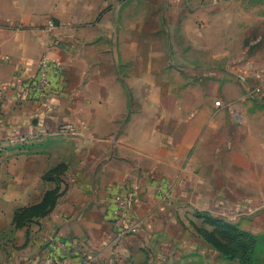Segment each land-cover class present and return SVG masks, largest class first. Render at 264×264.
Listing matches in <instances>:
<instances>
[{
	"label": "crops",
	"instance_id": "obj_1",
	"mask_svg": "<svg viewBox=\"0 0 264 264\" xmlns=\"http://www.w3.org/2000/svg\"><path fill=\"white\" fill-rule=\"evenodd\" d=\"M171 5L186 40L172 55L161 31L145 41L144 0H0V264H218L192 226L202 213L264 234V0ZM44 55L38 103L23 83ZM133 187L140 231L119 238L114 200Z\"/></svg>",
	"mask_w": 264,
	"mask_h": 264
},
{
	"label": "rangeland",
	"instance_id": "obj_2",
	"mask_svg": "<svg viewBox=\"0 0 264 264\" xmlns=\"http://www.w3.org/2000/svg\"><path fill=\"white\" fill-rule=\"evenodd\" d=\"M144 1L147 15L144 24L145 41L147 43H152L154 41V32L161 31L168 53L172 55L175 45L182 47L186 44L185 39L173 37L175 34H180V31L173 28V24L165 18L166 16H169L168 11L172 6L171 4L173 0ZM220 9L221 0H210L211 14H214ZM196 25H198L201 30L203 23H196ZM122 26L123 24L119 23L118 29L120 30ZM210 26L211 42L217 44L219 39L218 32L215 29V23H210ZM259 44L260 43L258 42V46ZM246 47H248V45H246ZM261 106H264V101H262ZM221 203V208L226 206L223 204V200H221ZM226 207H229L228 209H225L230 211L233 206L229 205ZM197 219H203L204 222L202 225L192 223L195 233H197V235L203 239L214 252H216L219 261L218 264H264V234H254L251 231L242 230L229 221L228 218H226V215H221V218L217 219L208 217L202 213L197 216ZM200 264H207V262L201 258Z\"/></svg>",
	"mask_w": 264,
	"mask_h": 264
},
{
	"label": "built area",
	"instance_id": "obj_3",
	"mask_svg": "<svg viewBox=\"0 0 264 264\" xmlns=\"http://www.w3.org/2000/svg\"><path fill=\"white\" fill-rule=\"evenodd\" d=\"M56 24L53 21L48 23V29L53 30ZM58 44L54 43L51 48H55ZM248 80V71L243 70L239 75V81L246 86ZM52 87V81L50 78V61L47 55L41 58L39 68L35 76L27 79L23 83V94L25 99L34 100L38 103H42L43 99L49 94ZM261 88L249 89L248 95L253 97L261 92ZM221 102H217L216 105H220ZM157 192L163 195L165 199L169 198V192L165 185H158ZM141 194L139 187H133L124 195H119L114 200V207L112 209V216L118 224L117 235L119 238H125L132 235H137L140 231L139 223H135L130 218V212L132 211L138 197ZM64 247V245H60ZM87 264V263H85Z\"/></svg>",
	"mask_w": 264,
	"mask_h": 264
},
{
	"label": "trees",
	"instance_id": "obj_4",
	"mask_svg": "<svg viewBox=\"0 0 264 264\" xmlns=\"http://www.w3.org/2000/svg\"><path fill=\"white\" fill-rule=\"evenodd\" d=\"M58 170H54L51 174H54ZM57 203V191L48 192L44 200L37 205L28 206L19 209L15 214L14 223L17 228L24 227L28 223L32 222L38 217L44 216L48 210L53 208Z\"/></svg>",
	"mask_w": 264,
	"mask_h": 264
}]
</instances>
